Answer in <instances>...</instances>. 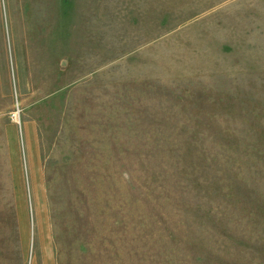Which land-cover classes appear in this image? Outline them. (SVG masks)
<instances>
[{
	"label": "rangeland",
	"instance_id": "rangeland-1",
	"mask_svg": "<svg viewBox=\"0 0 264 264\" xmlns=\"http://www.w3.org/2000/svg\"><path fill=\"white\" fill-rule=\"evenodd\" d=\"M1 74L0 264H264V0H0Z\"/></svg>",
	"mask_w": 264,
	"mask_h": 264
},
{
	"label": "crops",
	"instance_id": "crops-1",
	"mask_svg": "<svg viewBox=\"0 0 264 264\" xmlns=\"http://www.w3.org/2000/svg\"><path fill=\"white\" fill-rule=\"evenodd\" d=\"M31 6H28L30 8ZM3 54V52H2ZM8 80L7 77H4L3 74L0 75V101H1V107H4V105H8V98H9V87H8Z\"/></svg>",
	"mask_w": 264,
	"mask_h": 264
},
{
	"label": "built area",
	"instance_id": "built-area-1",
	"mask_svg": "<svg viewBox=\"0 0 264 264\" xmlns=\"http://www.w3.org/2000/svg\"><path fill=\"white\" fill-rule=\"evenodd\" d=\"M10 118L12 121L16 122L17 124L19 123L20 121V110L19 108H16V110H14L13 112H11L9 114Z\"/></svg>",
	"mask_w": 264,
	"mask_h": 264
}]
</instances>
